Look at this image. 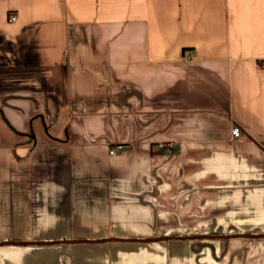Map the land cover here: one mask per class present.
Masks as SVG:
<instances>
[{"label": "crops", "instance_id": "obj_1", "mask_svg": "<svg viewBox=\"0 0 264 264\" xmlns=\"http://www.w3.org/2000/svg\"><path fill=\"white\" fill-rule=\"evenodd\" d=\"M0 264H264V0H0Z\"/></svg>", "mask_w": 264, "mask_h": 264}, {"label": "built area", "instance_id": "obj_2", "mask_svg": "<svg viewBox=\"0 0 264 264\" xmlns=\"http://www.w3.org/2000/svg\"><path fill=\"white\" fill-rule=\"evenodd\" d=\"M14 20H15V17H13V16H10L9 17V21H14ZM230 133L232 134V136L234 138H236V137H238L240 135L238 127L231 128ZM122 147L123 146H121V145L114 146V147H112V148L109 149V153L111 155H115L118 152L122 151ZM156 147H157V149H161V150H165V149L171 150L172 144L170 142L157 143L156 144Z\"/></svg>", "mask_w": 264, "mask_h": 264}, {"label": "water", "instance_id": "obj_3", "mask_svg": "<svg viewBox=\"0 0 264 264\" xmlns=\"http://www.w3.org/2000/svg\"><path fill=\"white\" fill-rule=\"evenodd\" d=\"M148 241H151V240H148ZM11 243H14V244H23V243H17V242H11ZM11 243H9V244H11Z\"/></svg>", "mask_w": 264, "mask_h": 264}]
</instances>
